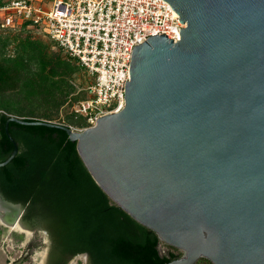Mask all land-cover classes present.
<instances>
[{
  "label": "water",
  "instance_id": "95a60500",
  "mask_svg": "<svg viewBox=\"0 0 264 264\" xmlns=\"http://www.w3.org/2000/svg\"><path fill=\"white\" fill-rule=\"evenodd\" d=\"M166 1L180 38L132 47L119 111L83 130L9 116L0 166L18 151L9 121L61 127L101 189L181 251L166 264H264V0Z\"/></svg>",
  "mask_w": 264,
  "mask_h": 264
},
{
  "label": "trees",
  "instance_id": "16d2710c",
  "mask_svg": "<svg viewBox=\"0 0 264 264\" xmlns=\"http://www.w3.org/2000/svg\"><path fill=\"white\" fill-rule=\"evenodd\" d=\"M4 1L0 0V4ZM10 32L2 35L0 31V95L34 84L33 75L40 78L48 75L45 68L52 76H64L80 66L67 57L46 60L33 47L31 54L29 50L5 55L2 48ZM16 32L31 35L25 30ZM33 56L37 60L34 70L28 64ZM52 76L50 88L68 92L67 87L63 88L64 79ZM10 106L8 101L0 99V162L13 150V143L4 130L8 117L39 119L10 110ZM76 118L82 125L81 118ZM7 129L18 151L0 166V192L5 200L26 207L25 217L33 216L34 223L46 230L52 241L48 254L50 264H67L80 253L87 254L88 264H166L180 256L177 248L162 242L152 229L134 220L101 189L79 156L76 142L69 139L63 128L9 121ZM160 247L165 251L160 252ZM202 260L212 264L206 258Z\"/></svg>",
  "mask_w": 264,
  "mask_h": 264
},
{
  "label": "built area",
  "instance_id": "2783aa9c",
  "mask_svg": "<svg viewBox=\"0 0 264 264\" xmlns=\"http://www.w3.org/2000/svg\"><path fill=\"white\" fill-rule=\"evenodd\" d=\"M185 24L166 0H6L0 31L41 33L90 76L72 106L83 130L124 105L132 47L153 34L176 41Z\"/></svg>",
  "mask_w": 264,
  "mask_h": 264
},
{
  "label": "rangeland",
  "instance_id": "374dc122",
  "mask_svg": "<svg viewBox=\"0 0 264 264\" xmlns=\"http://www.w3.org/2000/svg\"><path fill=\"white\" fill-rule=\"evenodd\" d=\"M4 33H7V31H3L2 35H5ZM30 34L11 31L2 48L3 54L14 56L23 53V51L27 53L33 47L49 61H54L57 56L60 58L67 57L43 34L37 32ZM1 44L2 39L0 40ZM23 47L25 50H23ZM28 53L31 54V50ZM28 64H30L32 70L36 68L37 60L34 56L31 57ZM77 67V70L72 73L68 72L64 76H52L45 68L48 75L45 74L43 78L33 75L34 84L17 87L15 90L0 95V99L8 101V104L11 105L10 110L18 111L19 114L33 115L39 119L49 118L53 122H66L70 123L73 128H79L81 124L78 119L75 116L72 117V106L79 99L86 96L87 86L90 84L91 79L82 67ZM51 76L53 79H64L65 87L63 86V88L66 89L67 87L68 92L50 88ZM21 78L24 80L25 76L22 75ZM37 82L41 84L38 85ZM0 209L4 211L2 206H0ZM6 212L9 213V209ZM30 231V237L25 241L23 232L11 230L0 222V264H44L48 237L39 225H36L34 229H30ZM164 251V247H160V252ZM178 251L181 253L179 249ZM39 252H42V258L36 255ZM196 262L197 264H207L202 258ZM67 264H88V256H85L84 253L77 254Z\"/></svg>",
  "mask_w": 264,
  "mask_h": 264
},
{
  "label": "bare ground",
  "instance_id": "6f19581e",
  "mask_svg": "<svg viewBox=\"0 0 264 264\" xmlns=\"http://www.w3.org/2000/svg\"><path fill=\"white\" fill-rule=\"evenodd\" d=\"M0 205H4L6 207H8L9 209L12 210V219L13 221L12 222H9L8 223V220H6V218H4V216L2 215V213H0V222L5 224L7 227H9V229L11 230H16V231H20V232H23L24 235H25V241L28 240V238L30 237V231L26 230V229H23L16 221L17 219V216H18V209L15 207V206H11V205H7L5 204L4 202H1L0 201ZM36 255L40 256L42 258V252H39V253H36Z\"/></svg>",
  "mask_w": 264,
  "mask_h": 264
},
{
  "label": "flooded vegetation",
  "instance_id": "af4514ba",
  "mask_svg": "<svg viewBox=\"0 0 264 264\" xmlns=\"http://www.w3.org/2000/svg\"><path fill=\"white\" fill-rule=\"evenodd\" d=\"M0 194H1V196L4 198V196H3V194L0 192ZM5 199V198H4ZM23 213H22V216H21V220H22V222L29 228V229H34V228H36V225L38 226L39 224H37V223H34V222H36L35 220H34V217L33 216H26L25 217V214H26V207H23ZM4 211H3V213L5 214H11L12 212H11V210H9V213H7L6 211H7V209H3ZM0 211L2 212V210L0 209ZM7 217V216H6ZM39 227H40V225H39ZM45 231V234L47 235V237H48V239H47V248H46V256H45V259H44V261H43V263L44 264H50V262H49V256H48V254H49V251H50V248H51V245H52V241H51V239H50V237L48 236V234H47V232H46V230H44Z\"/></svg>",
  "mask_w": 264,
  "mask_h": 264
}]
</instances>
